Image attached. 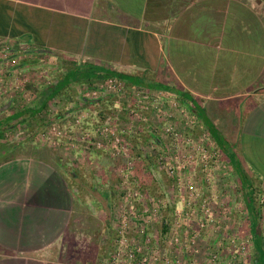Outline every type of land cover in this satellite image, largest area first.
<instances>
[{
	"label": "crops",
	"instance_id": "1",
	"mask_svg": "<svg viewBox=\"0 0 264 264\" xmlns=\"http://www.w3.org/2000/svg\"><path fill=\"white\" fill-rule=\"evenodd\" d=\"M0 48L4 65L23 53L21 72L56 74L30 80L36 87L89 67L165 86L223 141L242 205L235 222L250 230L255 211L263 231L264 0H0ZM63 102L64 116L75 113ZM13 129L0 141V264H87L63 256L60 242L74 210L70 179L45 149L8 140Z\"/></svg>",
	"mask_w": 264,
	"mask_h": 264
},
{
	"label": "rangeland",
	"instance_id": "2",
	"mask_svg": "<svg viewBox=\"0 0 264 264\" xmlns=\"http://www.w3.org/2000/svg\"><path fill=\"white\" fill-rule=\"evenodd\" d=\"M3 54L4 51L0 48L1 59L4 58ZM24 58L23 53L19 56L12 55L7 60L10 63L8 66L0 62V85L5 89L4 93H0V103L2 98L14 96L16 99L11 111L19 108L18 103L31 101L36 85L30 80L39 78L41 82L49 83L56 75L50 73L47 68L27 69L21 72L18 68L23 66V63H20ZM12 59L15 61H11ZM29 84L32 85L31 89L28 88ZM121 85L124 88L122 93L103 90L95 95L96 97H88L101 98L91 104L90 108L83 110L85 116L80 118L79 124H76L75 120L82 110L65 117H55L53 112L57 110V105L54 104L46 118L50 123L45 127L41 126L42 123L39 121L27 126L16 124V120L9 123L14 129L8 133L6 137L8 140L35 144L34 146L39 147L38 151L45 149L48 157L53 160L57 158V162L70 179L74 192V210L67 237L64 235L60 239V242L66 240L64 246L66 251H63V256H86L87 262L84 263L87 264H113L111 257L118 250L119 231L122 230L127 243L132 242L136 247H141L139 256L146 252L149 253L148 256L157 253L171 260L183 256L184 264L193 259L207 264L209 258L214 255L219 257L220 264L232 261L231 256L237 255L234 254L236 241L230 242L231 235L235 233L243 236L251 231L241 229L240 224L235 222L241 219L242 205L240 200H237L238 197L232 194L236 189V180L225 163L222 150L215 146V150L220 152V164L214 167V162H210L209 171H204L196 153H194L196 162L188 163L189 168L185 170L182 185H185L187 179L196 186L198 195L193 199L188 192L185 193L184 187L182 190L177 188L175 179L171 178L166 170L168 166L166 162L169 160L168 157L173 155L176 141L172 139L173 134L166 132L164 128L171 125L177 131L181 128L180 111L169 104L171 99H165L158 89L148 92L150 89L146 84L141 87H128L122 82ZM73 87L78 94L74 96L84 97L86 91L82 92L80 86ZM137 91L148 92L150 98L138 96ZM69 94L73 97L71 96L73 92ZM172 97L178 101L176 96ZM7 100H4V103H7ZM162 102L165 103L162 112L155 110V104L159 105ZM7 109L4 111L9 113ZM167 113L172 117H167ZM1 115L0 112V118ZM196 119L198 121V117ZM106 123L112 128V132L127 144L125 149L116 150L113 146V137L100 134V127ZM52 124L56 125V131L61 130L58 145L52 144L45 136L42 137ZM196 125L200 126L199 122ZM201 130L196 127L187 134L196 138ZM203 130L208 134L205 129ZM150 134L158 137L162 146L152 143L154 139ZM182 134L185 135L186 131ZM2 140L3 132L0 133V141ZM96 141L101 142V145L97 146ZM204 199L211 201L214 208L216 217L214 226L198 231L196 238L190 236L189 230L186 236H190L188 237L190 249L186 251L183 246L178 248L169 240L174 231L173 224L176 222L175 209L191 205L190 201L199 204ZM147 206L150 213L145 212ZM223 208L230 211L225 213L222 211ZM123 220L127 226L120 228ZM166 222L171 225L169 231L165 232L162 230V224ZM223 224H229L227 229H223L225 228ZM184 232L185 229L181 232L182 241L185 240ZM262 241L264 242V239ZM252 248L251 242L247 251L250 255L254 253Z\"/></svg>",
	"mask_w": 264,
	"mask_h": 264
},
{
	"label": "built area",
	"instance_id": "3",
	"mask_svg": "<svg viewBox=\"0 0 264 264\" xmlns=\"http://www.w3.org/2000/svg\"><path fill=\"white\" fill-rule=\"evenodd\" d=\"M3 57H9V54H7L4 51ZM1 59V57H0ZM11 61H15L12 59ZM123 81L116 78V77H111L108 78L104 81L102 84H98L96 88L86 91V93L83 94V96L86 98L91 97V96H97L99 92L103 90L107 91H117L119 93H122L123 89L122 88V83ZM143 91H137L136 94L138 96H143V97H149L148 92H143ZM161 94L166 97L165 99H171L169 101V104L171 103L176 110L180 111L179 117H181L180 120V126L181 128L177 131L172 125L171 126H166L164 129L166 132L172 133L173 137L172 139L176 141V144L173 146V155L172 157H168L169 160H167V173L171 176V178L175 179V185L179 190H182V187L185 189V193H189L190 196L193 199L197 198L198 192L196 186L190 182L189 180H185V185H182V179L183 175L185 174V170H188L189 165L188 163H195L196 159L194 158V153L199 155L200 159V165L203 166L204 171H209L210 170V162H214V167L215 165L220 164V152L218 150H215V146L213 142L210 141L208 134L203 130L201 126H197L196 124L198 123L197 117L189 112L183 105H180V102L175 100L171 94L164 93L162 91H159ZM95 96V97H96ZM160 97V96H157ZM163 98V96H161ZM174 99V100H173ZM165 103L162 102L161 104L157 105V103L154 106V109L157 111L162 112L161 110L164 109ZM164 111V110H163ZM85 116V113L81 111V114L78 116V118L75 120L76 124L80 123V118H83ZM167 117H172V115L167 113ZM178 117V118H179ZM196 127L202 129L201 133L199 136L196 138L187 134V132H191L193 129ZM56 125L52 124L50 129L42 134V137H46L51 140L52 144H57L59 143L58 139L60 138V133L61 130L56 131ZM56 131V132H55ZM186 134L183 135L182 132H185ZM100 134H103L105 136H112L113 137V146L115 147L116 150L121 151L122 148L125 149L126 143L124 142L123 139L119 138L115 132H112V128L108 126V124H104L100 127ZM87 137V135H86ZM97 146L101 145V142L96 141ZM118 146V147H117ZM124 152V150H123ZM166 158V157H165ZM165 162V161H164ZM185 162H187L185 164ZM182 194V192H181ZM137 195V194H135ZM211 201H208L206 199L201 200L199 204H194L192 201L191 205H184L183 208H176L175 209V219L176 222L173 224L174 231L171 234V237L169 240L173 242L178 248L183 246L186 251L187 249H190V242L188 240V237L191 235L196 238L198 235V231L204 230L210 226H214L213 224L215 223L216 217L214 216V208L211 206ZM188 203V204H189ZM133 209V208H131ZM132 210H130L131 212ZM149 207L147 206L145 208L146 213L149 212ZM157 211V210H156ZM223 212L226 213L229 212L230 210L228 208H223ZM224 213V214H225ZM147 215V214H146ZM184 222H182V221ZM191 220H193V223H191ZM225 225V229L229 226V224H223ZM127 226L126 222L123 220L122 225L120 228H125ZM180 227L182 230H180ZM186 227V228H184ZM192 227V228H191ZM190 228V229H189ZM195 228V230H194ZM186 230L184 241L181 238V232L183 230ZM191 230L190 236L188 235V231ZM120 232V239H119V247L118 250L113 256L111 257V261L113 264H184L183 263V256H178L175 260H171L168 257H163L159 256L157 253H152L149 255V253H145L143 256H139L138 253L141 251V247H136L135 244L132 242L127 243L126 238L122 234V230ZM264 236V232H262ZM232 238L230 242H235L236 241V248L234 251V254L237 256H231L232 261H228L227 264H237L238 261H242V264H246L243 259L246 258L248 255V246L251 244V234L246 233L243 236H238L235 233L231 235ZM229 242V243H230ZM233 246V245H232ZM123 251V253H122ZM198 251V250H197ZM217 256H212L209 258V263L207 264H220L215 263ZM236 260V263L234 262ZM186 264H203L201 261L197 259H193L192 261L187 262Z\"/></svg>",
	"mask_w": 264,
	"mask_h": 264
},
{
	"label": "trees",
	"instance_id": "4",
	"mask_svg": "<svg viewBox=\"0 0 264 264\" xmlns=\"http://www.w3.org/2000/svg\"><path fill=\"white\" fill-rule=\"evenodd\" d=\"M116 77L120 80H122L128 87L129 86H137L141 87L144 85V83H141V79H138L137 77H130L128 75H124L118 72H115L113 70H98L95 68H72L68 69L65 74L60 77V79L52 84H48L47 86H41L36 87L33 94H36V98H32L30 102L26 103H18L19 108H17L14 111H11V108L15 102L16 98H11L8 100L10 102V106L7 109L10 114L6 113V111L1 112V118H0V133L3 132L6 129V124L8 125L9 122L12 120H17V124H24V125H31L35 122L42 123L41 126L45 127L50 123V120L46 119L47 114H49V110L52 106L58 105V103L61 104L63 102L62 97H67L69 100H64L65 103H68L71 106V111H77L82 108H90V105L97 102L101 97L99 98H85L83 97L81 99V102L79 99H75L77 95V91L74 89L73 85L78 84L80 86L82 92L92 90L97 87L98 84L104 83V81L108 78ZM139 80V81H138ZM140 82V83H139ZM152 83V82H151ZM146 84L148 88L158 89V90H167V88L161 84ZM32 85L29 84L28 88H30ZM31 89V88H30ZM69 92H73V94L70 97ZM185 94H181L180 96L183 98ZM58 97V99H56ZM56 99V100H55ZM60 99V100H59ZM63 102V103H64ZM57 107V106H56ZM70 108V107H69ZM63 110H55L53 114H55V117H65ZM202 124L206 127V122L202 117H199ZM42 121V122H41ZM29 127V126H28ZM207 128V127H206ZM210 133V134H209ZM208 134L212 137V140L218 144L219 148L222 150L224 154L227 153L225 148L223 147V141L211 130L208 132ZM151 137H153L154 142L157 145L162 146V142L158 137H154L155 135L150 134ZM143 186L145 184H142ZM250 210H252L250 208ZM251 216V223L252 226L250 228L251 233V241L253 244L254 253L252 255L248 254L245 259L246 264H264V243L262 241L263 235H262V229L258 227V225L254 222L256 220V217L258 216L257 213L249 212ZM171 225L169 222H166L162 224L163 231H169V228ZM233 227V226H232ZM225 229V228H223ZM218 257V256H217ZM235 260V259H233ZM220 259L219 257L216 259L215 263H219ZM236 263V260L234 261ZM237 264H242V261H238Z\"/></svg>",
	"mask_w": 264,
	"mask_h": 264
},
{
	"label": "water",
	"instance_id": "5",
	"mask_svg": "<svg viewBox=\"0 0 264 264\" xmlns=\"http://www.w3.org/2000/svg\"><path fill=\"white\" fill-rule=\"evenodd\" d=\"M10 102H7L5 104H3L2 106H0V112L6 110L9 106H10Z\"/></svg>",
	"mask_w": 264,
	"mask_h": 264
}]
</instances>
